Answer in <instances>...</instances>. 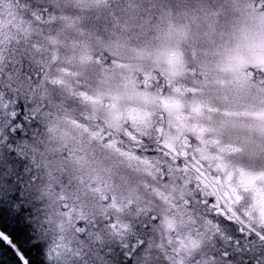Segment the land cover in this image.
Listing matches in <instances>:
<instances>
[{
	"label": "trees",
	"instance_id": "obj_1",
	"mask_svg": "<svg viewBox=\"0 0 264 264\" xmlns=\"http://www.w3.org/2000/svg\"><path fill=\"white\" fill-rule=\"evenodd\" d=\"M124 1L0 0L8 14L6 21L0 19V264H61L51 258V247L65 226L81 247L87 243L88 249L91 243L95 248V235L87 240L72 231L79 217L73 208L78 200L96 211L104 209L108 196L120 203L127 200V206H119L129 214L135 206L162 214L188 208L181 204L180 190L162 184L163 168L160 175L139 173L127 159L102 147V133L131 151L172 159L175 168L184 171L181 179L198 185L197 193L186 187L192 189L193 210L205 220L230 221L235 230L248 226L239 213L241 224L226 218L229 196L221 175L211 167L218 161L264 171V77L255 74L264 69V0H251V6L241 10L246 16H239L250 25L258 17L259 28L250 26L246 37V27H238L237 40L245 38L247 53L241 51L244 43L237 49L219 46L217 38L206 35L226 17L223 0H126L129 6ZM156 23L159 28L173 24V29L170 38L155 46L151 40ZM148 71L157 79L144 84ZM237 75L240 81H235ZM128 107L153 111V129L123 121L121 112ZM181 114L186 122L178 129L172 124ZM192 123L205 129H184ZM83 125L87 133H81ZM83 143L87 150L81 149ZM90 159L96 162V172H103L101 187L90 173L95 169L83 168ZM113 220V213L101 219L98 242L105 243L104 230L111 232ZM119 221L137 229L140 238L142 233L143 243L163 246L165 260L160 264H177L175 252L189 262L177 237L189 238L179 234L182 226L174 219L163 217L159 225L149 217L141 222L119 216ZM192 226L206 231L211 223ZM110 237L119 257L107 259V264H133L136 251L146 248L141 242L134 255L127 254L115 235ZM209 237L232 264H252L247 250H264L259 239L235 245L241 254L233 255L231 245ZM218 249L213 253L219 255ZM148 259L144 264H158Z\"/></svg>",
	"mask_w": 264,
	"mask_h": 264
},
{
	"label": "rangeland",
	"instance_id": "obj_2",
	"mask_svg": "<svg viewBox=\"0 0 264 264\" xmlns=\"http://www.w3.org/2000/svg\"><path fill=\"white\" fill-rule=\"evenodd\" d=\"M175 1L178 2V0ZM230 1L232 0H223L226 9H228L226 17L224 18V20H222V22H219V24H214V27L210 26L209 30L206 32V35L211 38H217L216 42H220L218 44L219 46L221 44H224L225 47L226 45H233L235 49H237L240 47L239 43H244L245 47H242L241 51H245V53H247L249 45L245 38L242 39L240 37V39L237 40V38L241 36V34L239 35L238 27L240 29H245L244 27H246V29L244 30L245 36L246 32L250 30V26L253 29H255V27L259 28L258 17L256 15V19H252L251 25L245 19L239 17L246 16L241 12V10L244 8H249L252 3L251 0L246 3L247 5L244 6L242 4L244 1L247 0H234L238 3H233V6L230 5ZM126 2L127 1L125 0L124 5L129 6L130 3L126 5ZM236 5L238 6L235 7ZM1 6L2 4L0 3V19L6 21L8 14L6 13V9L2 8ZM192 7L193 6H191V8ZM133 11L134 13H136L137 11L134 6ZM179 14L180 13H178L177 15ZM240 21H243L244 23L242 24ZM171 27L172 28H168L166 24L163 27L159 28V23L155 24V29L152 33L151 40L153 43H155V46L158 44H162L163 41L171 37L170 30L173 29V24ZM241 31L243 32V30ZM223 35L224 37H222ZM242 40L244 42H242ZM169 49H172V47H169ZM220 49L223 50V48ZM229 58L225 57V62L229 61ZM234 70H238L237 73L239 72V69L237 68ZM255 74L257 77H259V79L264 77V69L256 72ZM180 78L184 80L183 77ZM153 79L155 81L157 77L148 71L144 74L142 83L151 84ZM240 80L241 78L237 75L235 81ZM176 88L178 89L180 87ZM139 108L128 107V109L123 110L121 112L122 120L125 122H130L134 125L143 124L145 128L150 125L152 130L154 126L151 123H155V117L153 114L154 112L149 111V109L144 107ZM176 118L177 119L175 123L172 125L179 129V123L184 124L186 122L185 115H177ZM80 129H82L81 133L88 132V130L85 129L84 125ZM184 129L189 131L190 133H199L203 129H205V127L197 123H192L191 125L187 124L186 126H184ZM136 131L138 132L140 130ZM99 135L103 143V148L112 150L116 152L119 157L127 159L126 161L129 163V165L132 166L139 173L145 172V174L149 175V173H151L152 171L153 173L160 175V170L163 168L165 170L163 176L166 177L162 180V184L166 187H170L173 190H180V192L184 195V197H182L183 200L181 199V204L183 207L188 208L184 210L182 208H177L175 210L174 208H172L171 212L162 214L155 209H144L142 206H135V212L129 214L130 210H123V207L128 205L127 200H122V202L120 203L114 198L108 196L103 201L102 196H100L99 201L102 200L105 203L104 209L102 211L93 210L90 208V205H87L82 201L78 200L73 205L75 212L79 216L77 219V225H74L72 228L73 233L85 234V238L87 240H89V237L91 236V234H93L99 241L100 236L102 234V227L99 225V223H101V219L106 220L107 215H111L113 213L114 220L112 221L113 224L110 225L111 232L108 230H104L105 232L103 238L105 239V243H103L102 241L94 242L98 246V248L97 246L93 248L91 243H88L89 246L88 249H86L85 247L87 246V243L85 247H81L82 243L77 238H72L71 235H68L71 234V230L70 228L65 226L64 233L61 236L59 235L57 237L55 244L51 247V258L55 260H60L59 262L61 264H69L72 260L74 262H78V258L80 260L79 264H107V262H109L107 259H109L110 261L117 260L119 256L112 245V237H110L111 233V236L115 235V238L118 239L115 242L118 245H121V248L124 249V252H126L127 254L134 255V249L138 248L141 242L142 244H145L143 247L146 248H140L136 251V256L132 258L133 264L146 263L143 262L146 257L149 258L148 261L150 262L155 258L158 264L165 260L162 257V251L164 249L163 246L159 245V248H157L153 245V241L150 243L146 242L147 244L143 243L145 239L144 235L139 232L141 238L137 236V229L129 226L127 223L120 222L119 216L138 217L140 221H145L149 217V219L153 220L155 225L161 224L163 217L174 219L176 225H179L180 227L182 226V232L179 234L184 236L185 238H189V240H185L183 237H177L181 242L187 259L189 260V262L183 260V256L180 255V253L175 252L174 257H176V259L178 260L177 264H232V262L224 260V258L221 257V254L224 253V250H219L218 247H215V241L211 240L209 235H214L218 239H223L226 244L231 245V247H233V255H235V253L241 254V250L235 252L237 248H235L234 246L237 244H249L252 242H256L259 239L261 240V242L264 243V171L249 170L241 166H236L218 161L214 162L215 165L211 167L212 172H217L219 175H221V185L223 187L222 189L225 190L229 196L228 203L230 206L228 209L230 211H227L228 209L225 210V214L227 216L226 218L238 220L236 216L239 213L242 217L245 218L246 222H243V224L247 225L248 223V226H241V228H238L239 230H235L234 228L229 227V224L231 223L230 221L227 222L221 219L205 220L206 218H203L201 214L193 210V208H195V203H190V199H192L191 192L193 189L197 193L196 189H199V187L194 181L190 182L185 178L184 180L181 179V173L184 175V171L177 170L174 164L172 163V159H166L164 161L161 160L159 156H146L143 155V153L131 151L127 146H125V144L121 143L120 141L114 138H109V136H106L105 133ZM237 136H240V134H237ZM249 136L251 138H254L253 134ZM196 140L199 142V139L196 138ZM82 145L85 148L81 147V149L87 150L86 148H88V145L85 143H83ZM196 146L197 145H193L192 147L195 149ZM147 159L149 161H153L154 165H152V163L150 164ZM154 160H158V165H155L156 162ZM213 160H217V158ZM88 162L89 163H84L83 168H88L89 170L91 168H97L96 162L92 161V159H90ZM131 163H133L134 165ZM30 170L31 169H28V171ZM90 173L93 177L97 178L98 186H103L105 182L102 177L103 172L97 173L95 169L94 172ZM155 174L154 177L157 178ZM175 182L181 184V186L176 187ZM118 184H123L127 187L130 186V184H127L122 180H119ZM186 185L192 186V189L187 188ZM80 196L82 197L83 195ZM81 197H79V199H81ZM206 201L207 200H205V202ZM120 204H122L123 207L119 206ZM68 211H70V209ZM164 221L167 222L165 219ZM238 222L239 224H241L239 220ZM195 223H201L206 227H208V223H211V227H209L206 231L200 230L192 226ZM245 233L250 234L252 236L246 237ZM94 238L95 237H93V239ZM216 249H218L219 255L213 253ZM250 249L252 250L254 248ZM250 249L247 250V252L249 253L248 260L252 264H264V250H261L259 252H251Z\"/></svg>",
	"mask_w": 264,
	"mask_h": 264
}]
</instances>
